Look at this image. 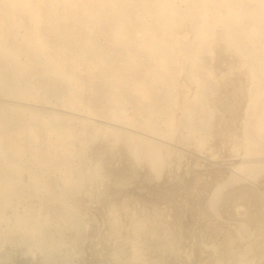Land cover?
Masks as SVG:
<instances>
[{
    "label": "bare ground",
    "instance_id": "bare-ground-1",
    "mask_svg": "<svg viewBox=\"0 0 264 264\" xmlns=\"http://www.w3.org/2000/svg\"><path fill=\"white\" fill-rule=\"evenodd\" d=\"M0 264H264V0H0Z\"/></svg>",
    "mask_w": 264,
    "mask_h": 264
},
{
    "label": "rangeland",
    "instance_id": "rangeland-1",
    "mask_svg": "<svg viewBox=\"0 0 264 264\" xmlns=\"http://www.w3.org/2000/svg\"><path fill=\"white\" fill-rule=\"evenodd\" d=\"M96 159H97V155L91 154V161L93 162ZM113 201H115V200H113ZM116 202H118V201L116 200Z\"/></svg>",
    "mask_w": 264,
    "mask_h": 264
}]
</instances>
